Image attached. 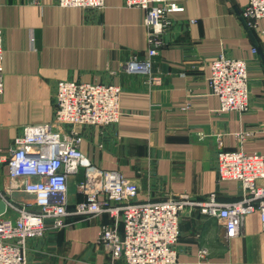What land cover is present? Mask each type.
<instances>
[{"label":"crops","instance_id":"1","mask_svg":"<svg viewBox=\"0 0 264 264\" xmlns=\"http://www.w3.org/2000/svg\"><path fill=\"white\" fill-rule=\"evenodd\" d=\"M172 1L185 10L170 16L148 76L122 68L131 59L148 58L145 10L128 8L124 0H105L103 9L63 8L57 0H0V202L7 203L5 217H18L10 205L34 208L25 180L10 178L8 158L26 126L54 121L59 81L121 87L120 122L81 127L80 148L84 165L118 171L135 182L138 201L181 195L197 202L211 195L221 203L242 199L240 182L219 179L216 157L221 150L238 149L264 156V20L256 31L247 29L240 12L248 0ZM220 57L248 63L246 113L221 112L218 97L211 94L210 64ZM85 179L84 167L70 177V209L85 199L79 190ZM259 185L264 188V181ZM68 223L28 241L27 264H112L98 243L102 225L110 223L107 216H70ZM180 230L176 264H264L258 212L246 218L244 232L230 242L222 225L198 207L183 211Z\"/></svg>","mask_w":264,"mask_h":264},{"label":"built area","instance_id":"2","mask_svg":"<svg viewBox=\"0 0 264 264\" xmlns=\"http://www.w3.org/2000/svg\"><path fill=\"white\" fill-rule=\"evenodd\" d=\"M63 8L103 9L105 0H57ZM128 8L146 11L145 25L150 32L148 58L131 59L122 68L131 74L151 75L152 58L158 53L161 36L170 28V16L184 12L172 0H124ZM247 29L254 32L264 20V0H248L240 12ZM256 53L257 50L255 49ZM4 32L0 28V98L4 93ZM210 91L220 101L224 113L249 111L248 63L244 59L220 57L210 64ZM152 83H159L152 77ZM122 89L116 85L59 81L54 121L26 126L14 140L8 158L11 179H24V191L34 197V208L10 205L16 219L0 216V264H27L28 241L45 235L48 229L68 227L70 216H107L98 243L112 264H176L181 236V216L187 208H199L202 215L216 219L225 230L227 242L244 232L246 218L259 213L264 230V156L243 149L217 153V173L221 181H238L242 199L221 203L216 195L197 202L186 195L162 201H138V185L118 171L84 165L81 152L84 126L106 127L118 124L122 117ZM85 168V181L79 190L85 199L70 209L69 179ZM206 251L200 253L204 258Z\"/></svg>","mask_w":264,"mask_h":264},{"label":"water","instance_id":"3","mask_svg":"<svg viewBox=\"0 0 264 264\" xmlns=\"http://www.w3.org/2000/svg\"><path fill=\"white\" fill-rule=\"evenodd\" d=\"M7 203L5 201L0 202V216L4 215L7 212Z\"/></svg>","mask_w":264,"mask_h":264}]
</instances>
